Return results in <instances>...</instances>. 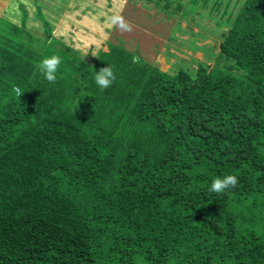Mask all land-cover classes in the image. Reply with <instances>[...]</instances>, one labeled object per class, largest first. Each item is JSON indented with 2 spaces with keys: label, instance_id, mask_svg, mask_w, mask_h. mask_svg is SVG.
<instances>
[{
  "label": "trees",
  "instance_id": "1",
  "mask_svg": "<svg viewBox=\"0 0 264 264\" xmlns=\"http://www.w3.org/2000/svg\"><path fill=\"white\" fill-rule=\"evenodd\" d=\"M139 1L216 18L212 60L163 70L121 41L86 58L38 8L42 34L22 5L0 17V264H264V0Z\"/></svg>",
  "mask_w": 264,
  "mask_h": 264
},
{
  "label": "rangeland",
  "instance_id": "2",
  "mask_svg": "<svg viewBox=\"0 0 264 264\" xmlns=\"http://www.w3.org/2000/svg\"><path fill=\"white\" fill-rule=\"evenodd\" d=\"M19 5L27 12L29 29L42 34V25L35 18L39 9L52 22L50 32L77 48L86 58H94L106 41H121L125 48L137 49L141 57L163 70L177 64L193 68L198 62L212 60L220 33L226 30L215 24L213 17L198 16L199 19L191 21L196 15L188 12L186 20L193 22L198 31L195 27L191 29L174 19L166 20L152 3L143 4L139 0H0V17L18 23ZM182 5L188 11L193 10L191 3ZM114 15L122 16L130 30L111 26L109 21ZM251 228L264 235L262 220L255 219Z\"/></svg>",
  "mask_w": 264,
  "mask_h": 264
},
{
  "label": "clouds",
  "instance_id": "3",
  "mask_svg": "<svg viewBox=\"0 0 264 264\" xmlns=\"http://www.w3.org/2000/svg\"><path fill=\"white\" fill-rule=\"evenodd\" d=\"M110 25L113 27H118L122 31H129L130 27L125 21V19L120 15H114L110 18ZM61 63V60L58 56H51L44 58L40 63L39 67L44 78L49 82H54L56 80L57 67ZM116 79L115 74L112 70V67L107 65L105 67L99 68L94 73V80L96 85L100 89H107L111 86L113 81ZM17 96L19 97L23 91L17 89ZM238 183V178L235 175L228 174L222 178H216L211 182L210 188L208 191L215 194H223L230 188L234 187Z\"/></svg>",
  "mask_w": 264,
  "mask_h": 264
}]
</instances>
